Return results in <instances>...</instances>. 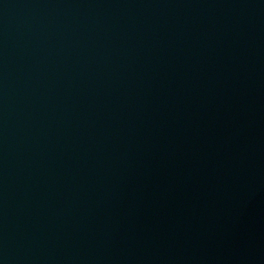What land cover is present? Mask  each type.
<instances>
[{"label": "water", "instance_id": "obj_1", "mask_svg": "<svg viewBox=\"0 0 264 264\" xmlns=\"http://www.w3.org/2000/svg\"><path fill=\"white\" fill-rule=\"evenodd\" d=\"M0 264H264V0H0Z\"/></svg>", "mask_w": 264, "mask_h": 264}]
</instances>
